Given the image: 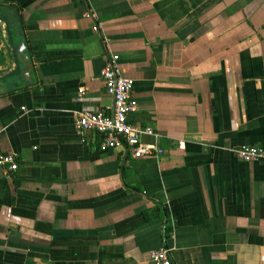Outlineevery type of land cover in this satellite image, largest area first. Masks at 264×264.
I'll use <instances>...</instances> for the list:
<instances>
[{
    "label": "crops",
    "instance_id": "0c3cea01",
    "mask_svg": "<svg viewBox=\"0 0 264 264\" xmlns=\"http://www.w3.org/2000/svg\"><path fill=\"white\" fill-rule=\"evenodd\" d=\"M0 42V264H264V0H0ZM113 55L162 158L74 129Z\"/></svg>",
    "mask_w": 264,
    "mask_h": 264
},
{
    "label": "built area",
    "instance_id": "2783aa9c",
    "mask_svg": "<svg viewBox=\"0 0 264 264\" xmlns=\"http://www.w3.org/2000/svg\"><path fill=\"white\" fill-rule=\"evenodd\" d=\"M119 57L111 56L106 60L101 77L108 96L113 100L109 111L84 112L74 123L80 136L95 133L101 136L100 150L103 152L122 151L134 160L162 158L165 152L155 144H145L143 137L155 136L151 128L141 129L130 122L129 117L137 112L138 104L134 99V82L124 78L118 66ZM85 91H78V102L83 103ZM244 163L264 161V148L247 146L235 151ZM19 170V161L14 153L0 154V175L8 179ZM151 264H175L168 248L154 251L150 256Z\"/></svg>",
    "mask_w": 264,
    "mask_h": 264
},
{
    "label": "water",
    "instance_id": "95a60500",
    "mask_svg": "<svg viewBox=\"0 0 264 264\" xmlns=\"http://www.w3.org/2000/svg\"><path fill=\"white\" fill-rule=\"evenodd\" d=\"M16 53L21 63H28L27 48L24 39L21 37L20 42L16 46Z\"/></svg>",
    "mask_w": 264,
    "mask_h": 264
},
{
    "label": "rangeland",
    "instance_id": "374dc122",
    "mask_svg": "<svg viewBox=\"0 0 264 264\" xmlns=\"http://www.w3.org/2000/svg\"><path fill=\"white\" fill-rule=\"evenodd\" d=\"M0 46H1V42H0Z\"/></svg>",
    "mask_w": 264,
    "mask_h": 264
}]
</instances>
